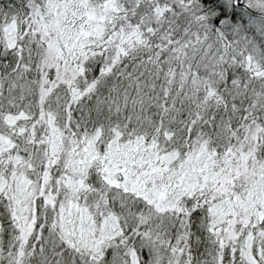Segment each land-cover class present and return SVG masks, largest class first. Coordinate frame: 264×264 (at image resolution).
Returning <instances> with one entry per match:
<instances>
[{
  "label": "snow or ice",
  "instance_id": "snow-or-ice-1",
  "mask_svg": "<svg viewBox=\"0 0 264 264\" xmlns=\"http://www.w3.org/2000/svg\"><path fill=\"white\" fill-rule=\"evenodd\" d=\"M0 264H264V0H0Z\"/></svg>",
  "mask_w": 264,
  "mask_h": 264
}]
</instances>
